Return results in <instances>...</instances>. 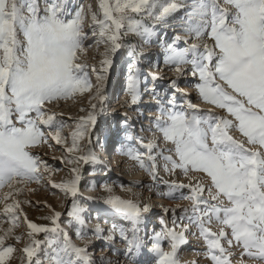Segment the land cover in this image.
Instances as JSON below:
<instances>
[{"label":"snow or ice","instance_id":"obj_1","mask_svg":"<svg viewBox=\"0 0 264 264\" xmlns=\"http://www.w3.org/2000/svg\"><path fill=\"white\" fill-rule=\"evenodd\" d=\"M185 6L189 8L185 29L189 38L201 40L207 36L213 45L189 40H184L183 48L170 44L171 54L166 63L177 72L183 71V65H191V74L200 80L196 88L203 101L226 110L231 119L212 112L200 116L179 109L174 98L166 104L157 101L160 114L154 118V128L172 145L167 150L169 155L161 153L165 170L201 172L209 179L207 188L197 181L191 186L193 195L184 198L194 201L193 213H200L195 219L214 264H230V253L221 240H226L229 248L242 247L243 255L264 264V0H223V6L221 0H190L187 4L186 0H99L102 19L93 12L92 21L109 47L101 68L93 71L98 80H105L112 66L109 57L122 47L123 37L129 33L149 35L151 29L144 24L145 17L164 22ZM70 16L66 0H0V190L9 189L6 194L0 192V201L6 202L13 192L21 191L18 185L43 178L41 165L45 170L48 165L30 154V146L47 143L49 138L57 144L66 139L62 137L63 123L56 121L54 113L45 112L44 103L77 92L82 94L93 87L83 66L76 62L77 51L81 50L82 10L76 11L74 18ZM179 40L180 37H175L174 43ZM139 83L138 75H129L128 93L133 104L140 97ZM171 83L177 87L175 81ZM102 89L103 85L97 86L96 97L101 101ZM91 107L92 111L80 118L77 131L71 134L69 152L79 150L77 138L83 137L88 126L95 123L97 106ZM187 108L196 106L189 103ZM31 113L36 114L35 118ZM40 125L51 131L46 134ZM232 131L244 139L237 140L230 134ZM245 143L258 145L259 149L246 148ZM144 147L148 161L152 162V178L157 180L153 154L156 145L148 143ZM126 154L145 167L142 154H134L131 149ZM79 159L88 162L94 156L89 150ZM79 179L77 174L75 179L53 186L75 197ZM171 187L184 185L173 183ZM106 203L133 225L131 237L122 227L111 229L126 243L120 254L128 257L130 264H141L142 253L156 264H178L175 256L184 239L182 232L167 229L156 233L149 246L137 235L142 213L148 212L149 207L141 208L131 200L119 198H109ZM17 209L19 202L5 203L2 214L8 216ZM61 215L54 212L53 216L45 217L53 227L27 223L30 242L22 249L27 264H43L37 257L41 241L33 238L39 233H58L62 237L58 245L49 243L53 249L51 254H45L49 264H95L88 244L77 246L60 229ZM213 219L223 225L219 232L204 226L205 221L211 223ZM225 229H230V233ZM92 231L97 237L102 232L99 227ZM12 233L13 228L0 229V264H7L17 251L5 243L8 238L20 241L21 237H13ZM77 236L85 239L86 232L79 230ZM108 239H115V235ZM164 240L169 241L170 251L163 249Z\"/></svg>","mask_w":264,"mask_h":264},{"label":"rangeland","instance_id":"obj_2","mask_svg":"<svg viewBox=\"0 0 264 264\" xmlns=\"http://www.w3.org/2000/svg\"><path fill=\"white\" fill-rule=\"evenodd\" d=\"M187 2L190 0H186V4ZM221 4L223 6V0ZM66 5L71 14L70 18H74L76 11L82 10L81 50L77 51L76 62L83 66V71L93 87L82 94L77 92L69 97L46 101L43 105L47 114L54 113L56 121L63 123L62 137L66 139L57 144L49 138L47 143L41 142L30 146L28 149L30 154L39 157L40 161L48 165L47 170L41 165L43 178L39 182L31 181L18 185L21 191L13 192L12 197L6 202L0 201V229L13 228V237H21L20 241L14 238L6 239V244L17 249L7 264H27L26 256L22 252L30 242L28 233L31 230L27 223L53 227L51 221L45 217L53 216L54 212L62 214L58 221L59 227L67 233L72 243L81 247L88 244V252L95 264H130L128 257L120 254L126 248V243L118 232L112 233L111 229L113 226L117 229L122 227L131 237L133 225L106 203L109 198L131 200L141 208L144 205L149 207L148 212L142 213V221L137 232L149 246L156 233L174 229L177 233L182 232L183 238L189 242L183 247L185 243L183 239L178 245L175 256L178 264H214L208 253L207 242L200 235V227L195 219L200 213H193L194 201L184 198L193 195L191 186L197 181L207 188L209 179L201 172L190 171L185 174L180 169L174 172L166 171V162L161 153L169 155L167 150L172 145L162 139L153 123L154 118L160 114L157 101L166 104L173 98L179 109L200 116L212 112L231 119L226 110L203 101L196 88L200 80L198 76L191 74V65H183V71L177 72L173 65L166 63V58L171 54L168 49L170 44L183 48L186 46L184 40H189V43H206L212 47L213 41L207 36L201 40L189 38L185 31L189 12L187 6L172 13L164 22H156L145 17L143 22L151 29V33L145 36L129 33L123 37L122 47L109 57L112 66L105 74L106 79L101 81L97 79V73L93 68L97 70L101 68L109 46L100 37V28L93 25L92 21L93 12L97 14L98 19H102L99 0H66ZM177 36L180 40L174 43ZM130 74L138 75L140 81L138 85L140 97L135 104L131 103V96L128 93ZM172 81L176 82L177 87L172 86ZM98 85H103L102 101L96 97ZM188 86L192 91L186 89ZM189 103L196 108H187ZM94 104L97 106L94 112L95 123L88 126L83 137L77 138L79 150L69 152L68 149L72 146L71 134L77 131L80 118L87 117ZM30 115L33 118L36 116L35 113ZM40 127L46 134L51 131L45 125ZM230 134L237 140L244 139L236 131ZM148 143L156 145L153 154L156 157L154 171L159 177L157 180L152 178V162L148 161V153L144 147ZM245 147L259 149L258 145L252 146L247 143ZM129 149L134 154H142L145 167H140L138 160L126 154ZM89 150L94 159L88 162L80 160L79 157L84 156ZM115 155L120 156L119 163L123 164L121 167H116ZM168 168H171L170 164ZM73 169H77L78 172L74 173ZM77 174L80 179L75 197L53 186L73 180ZM173 183L184 187L172 188ZM0 192L6 194L9 189L5 187ZM169 192L172 195H165ZM204 196L207 198V192ZM15 202H19L20 209L8 216L3 215L5 203ZM108 226L110 227L106 229ZM204 226L213 232H219L223 227L215 219L211 223L205 221ZM97 227L102 230L100 237L94 235L92 231ZM79 230L86 232L85 239L77 236ZM225 231L230 233V229ZM110 235H115V239H108ZM33 238L41 241L37 257L43 264H49L45 255L53 251L49 243L58 245L62 237L58 233H39L34 234ZM221 244L230 253L228 257L230 264H261L243 255L242 247L234 245L229 248L226 240H221ZM162 247L165 251H170L169 241L164 240ZM139 259L141 264H156L146 253H142Z\"/></svg>","mask_w":264,"mask_h":264},{"label":"bare ground","instance_id":"obj_3","mask_svg":"<svg viewBox=\"0 0 264 264\" xmlns=\"http://www.w3.org/2000/svg\"><path fill=\"white\" fill-rule=\"evenodd\" d=\"M186 89H188V90H190V91H192V89L188 86V88L186 87ZM184 91V90H183ZM116 157H117V159H116ZM119 155L118 156H116L115 155V159H116V167H121L123 164L122 163H119L120 161V159H119ZM110 226H108L106 229H108ZM189 237V236H188ZM185 240V243L183 244V247L185 246V245H188L189 244V242H188V240L187 239H184ZM188 259V258H187ZM188 263V262H187Z\"/></svg>","mask_w":264,"mask_h":264}]
</instances>
